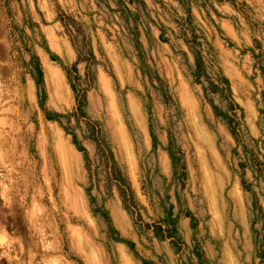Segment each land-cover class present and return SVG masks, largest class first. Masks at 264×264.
Wrapping results in <instances>:
<instances>
[{"label":"rangeland","instance_id":"obj_1","mask_svg":"<svg viewBox=\"0 0 264 264\" xmlns=\"http://www.w3.org/2000/svg\"><path fill=\"white\" fill-rule=\"evenodd\" d=\"M138 1L125 4L128 13L117 0H0V38H14L17 45L14 61L3 63L10 53L0 44V264H195L193 238L209 264H264L255 243L264 235V219H254L234 151L241 154L243 147L211 106L224 112L226 101L192 76L195 53L178 23L185 9L179 0ZM192 1L193 24L206 40L207 70L228 79L243 113L244 141L264 155V0ZM136 6L143 58L167 89L168 102L141 67L129 31ZM58 9L83 25L95 55L85 117L73 114L75 96L64 67L76 52ZM32 54L41 61V88L31 73ZM76 69L83 77L85 63ZM86 118L97 124L127 175L142 220L173 218L183 250L136 224L115 188L100 182L87 195L83 152L73 142L95 167ZM169 133L183 155L185 180L173 176ZM244 173L253 181L249 168ZM259 201L264 205L260 195ZM99 206L132 248L109 236ZM187 211L196 219L195 230L183 215ZM165 243L171 256L157 251Z\"/></svg>","mask_w":264,"mask_h":264},{"label":"trees","instance_id":"obj_2","mask_svg":"<svg viewBox=\"0 0 264 264\" xmlns=\"http://www.w3.org/2000/svg\"><path fill=\"white\" fill-rule=\"evenodd\" d=\"M118 3L122 6L123 9H126L128 13H131L129 8L125 5L126 3L135 4L139 2L138 0H117ZM182 6L185 9L186 17L179 18L178 23L181 28V34L185 43L194 51L195 53V67L192 71V76L196 82H201L202 79L206 81L204 90L210 94H219V96L226 101L227 108L224 112L217 110V107L213 102L211 106L216 115L222 117V119L227 123L231 134L233 135L235 142L238 145H242V153H238L234 148L236 155L240 159V169H241V187L244 191H247L251 194L253 210L255 211V220L258 218L264 219V205L259 201V195L264 198V155L260 152L259 148H250L243 138V113L241 112L240 106L235 102L232 97L230 84L228 79L219 72H215L212 76L207 70V62L203 55V43L206 41L204 34L198 30V28L193 24V18L191 14V3L192 0H179ZM136 16L134 19V25L129 30L135 48L137 49L139 56L143 59L141 62V67L143 72L149 75V79L157 81L159 88L166 102L169 100V95L167 89L161 82V79L152 74L150 67L146 64L145 59L143 58V50L141 42L138 39L139 33V23H140V11L138 6L135 7ZM59 19L64 27L65 33L68 36L75 52L76 60L69 66L64 67L67 80L74 92L75 96V107L73 114L77 117H85L84 112L82 111L83 103L85 101V94L89 90L93 82V71L91 69L92 64L95 62V55L89 49L88 44V34H86L83 25L71 16L65 14L60 9H58ZM261 53V50H260ZM256 58L257 55H254ZM31 62L33 64V73L35 77L36 84L41 88L42 84V65L39 57L36 54H32ZM85 63V73L81 77L78 73L76 66L79 63ZM85 83V86L83 84ZM260 113L264 117V93H262L261 108ZM47 117L53 119H58L61 117V114L46 112ZM86 123L91 131V138L96 145V154L98 163L95 167H91L90 158L86 150L80 146V144L73 138V142L78 150L83 152V158L85 161V166L87 170V175L89 178V186L86 189L87 195H90V190L92 187L102 185L106 187L109 191L112 188H115L117 191L118 197L121 201L123 209L133 218V221L136 224H139L142 228L146 230H151L155 236L159 237L161 240H168L169 243L177 250L181 251L185 248V242L178 236L175 227L174 219L166 217L162 220L153 221L151 223L144 222L139 213V204L136 199L135 191L127 177V175L120 169L117 161L114 158L112 150L109 148L107 142L101 138L100 129L97 124L86 118ZM168 150L172 162L173 176L185 180L187 172L186 166L183 161V155L180 150L176 147L175 140L171 133L168 136ZM249 168L253 175V181L248 182L245 178V169ZM255 188L258 189L255 190ZM96 211L99 214L106 218L108 224V234L109 236L117 241L126 242L130 248L133 247V243L130 240H127L117 234L111 225L109 218L105 216V213L101 209V206L96 207ZM185 217H188L191 221L193 229L196 228V219L191 212L187 211L183 214ZM254 223V221H253ZM255 243L257 244V253L261 260H264V252L261 250L264 244V235L260 234L255 237ZM193 245V254L197 258L195 264H209L208 259L205 256V253L200 246V244L195 240ZM145 264H155L152 261H145ZM183 264V262H181Z\"/></svg>","mask_w":264,"mask_h":264},{"label":"clouds","instance_id":"obj_3","mask_svg":"<svg viewBox=\"0 0 264 264\" xmlns=\"http://www.w3.org/2000/svg\"><path fill=\"white\" fill-rule=\"evenodd\" d=\"M12 39H14V38H12ZM12 39L0 38V44H3L8 49V52L10 53V55L8 56V60L3 61V63H7L8 61H14V58L17 55L16 51L14 50L17 45L13 44ZM157 251L158 252H167L169 254V256H171V252L169 251L166 243L163 245L157 246Z\"/></svg>","mask_w":264,"mask_h":264}]
</instances>
